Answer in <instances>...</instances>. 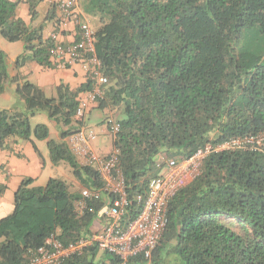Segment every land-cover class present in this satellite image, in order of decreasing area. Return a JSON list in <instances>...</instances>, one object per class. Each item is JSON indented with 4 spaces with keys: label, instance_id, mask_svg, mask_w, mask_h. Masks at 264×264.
<instances>
[{
    "label": "trees",
    "instance_id": "1",
    "mask_svg": "<svg viewBox=\"0 0 264 264\" xmlns=\"http://www.w3.org/2000/svg\"><path fill=\"white\" fill-rule=\"evenodd\" d=\"M21 1L0 0V34L24 43L16 68L53 67L54 41L44 37V24L18 15ZM26 2L33 20L39 1ZM79 3L97 24L95 51L109 80L97 107L122 108L114 149L125 177L127 219L141 211L138 197L167 158L181 161L209 144L264 132V0ZM12 84L25 109H0V148L17 137L38 151L35 140H46L54 165L67 162L81 187L100 191L84 199L82 189L72 190L62 178L45 185L22 180L13 211L0 218V264H28L52 235L66 245L90 237L112 195L97 167L81 163L67 142L80 128L78 98L90 81L76 89L61 83L49 97L21 74L11 76L0 48V94ZM40 111L57 123L58 138L45 123L32 126ZM7 189L0 184V196ZM61 264H264V143L209 154L199 175L170 199L167 228L149 258L140 253L123 263L91 245Z\"/></svg>",
    "mask_w": 264,
    "mask_h": 264
},
{
    "label": "built area",
    "instance_id": "2",
    "mask_svg": "<svg viewBox=\"0 0 264 264\" xmlns=\"http://www.w3.org/2000/svg\"><path fill=\"white\" fill-rule=\"evenodd\" d=\"M79 1L58 0L60 26L74 20L79 25L80 36L72 42H63L59 40L58 32L52 33L54 45L50 53L52 62L59 67L79 65L86 74V80L91 83V88L82 92L78 98L76 118L80 123L98 104L109 80L102 69L101 60L96 55L94 31L87 22L78 17L73 18ZM82 126L69 137L68 142L75 154L97 167L104 182V191L112 195L109 204L101 211L103 227L93 232L90 237L67 245L52 235L44 246L35 251L28 264H61L65 258L81 253L91 245L117 255L123 263L140 253L149 258L167 228L170 199L199 175L206 157L214 151L248 149L264 143L263 132L258 136L231 139L217 146L209 144L181 161L167 160L161 174L151 180L147 194L138 197L143 201L141 211L134 219L129 220L125 177L118 165V150L114 149L108 156L99 155L90 146L96 133ZM108 127L116 135L120 130V123L110 119ZM99 192L84 188L82 195L84 199H89L98 197ZM77 206L84 208L85 200L78 201Z\"/></svg>",
    "mask_w": 264,
    "mask_h": 264
},
{
    "label": "crops",
    "instance_id": "3",
    "mask_svg": "<svg viewBox=\"0 0 264 264\" xmlns=\"http://www.w3.org/2000/svg\"><path fill=\"white\" fill-rule=\"evenodd\" d=\"M38 1H39L38 15L35 19L32 20V17L29 11V5L26 2V0H22L21 3L19 4L18 9H17L18 15L22 17L28 24L30 23L33 25L44 24V37L45 38H49L52 33L58 32L60 34L59 36L60 41L72 42L78 39L80 35H79V25L77 22H74V20H71L61 26L58 24V22H56V20L58 19V0H38ZM53 12L55 13L57 18L55 17V18L49 19L54 14ZM76 17H78L83 22L89 23L91 27L93 26V30L94 31L96 30L97 28L96 22L93 19H91V17L83 11V8L80 3L74 11L73 18H76ZM1 49H4V48H1ZM19 55L18 53H16L12 55L10 58L7 57V62H8L11 76H15L19 73L23 77H26V79H28L29 81L43 88L44 91L46 90L45 89L46 87L56 90V87L59 86L61 83L68 84L72 89H76L86 82V74L79 65H75L73 67H59L57 65H54L53 67H45V66L39 65L36 62H30L20 68H16L15 63ZM31 79H33V81ZM15 87H16L15 84H12L6 89L4 93L0 94V98H1L0 109H4V108H8V109L11 108L13 110H17V109L24 110L25 109L23 100H21L20 98L18 99L17 95L15 94V91H13ZM106 116H107V110H101L97 106H95L87 114L84 120L80 122L81 124L80 127L83 125L82 127H85L87 130L94 131L92 127L102 124V121L105 120ZM105 127L106 128L103 130L104 132L103 138L99 141H96L95 143V146L100 151L99 155L101 156H108L114 150V135L106 134L107 125H105ZM50 131H51L52 137L58 138V136L53 135V130L50 129ZM109 136H111V139H112V147L109 150H105L106 143L108 142ZM96 137H97V133H96ZM68 139H67V142H68ZM91 141H90V146L92 147ZM35 143L37 145L38 151H36L31 141L21 140L19 138H9L7 149H0V157L2 161L11 165L13 168V171L16 170V176L14 178L12 177L11 180L10 178H8L7 180L8 189L6 190L4 195L0 196V215H1L0 218L3 216H6L7 214L13 211L14 206H15V197H14L15 192L17 191L19 185L21 184L22 180L25 177L30 176L32 178H35L36 179L35 184H37V181L39 179L38 177H40V175L43 172L42 170H44V168H46L48 165L52 167L59 166V164L54 165L51 162L50 154L48 152L43 151V149L40 147L38 143V140H35ZM77 157L81 163L87 164V162L83 158H81L78 155ZM16 158L28 160L30 165L32 166V170L30 169L31 166H28V164L20 163V162L18 163L16 161L17 160ZM160 158L161 156L159 157V159ZM17 165L19 167V170L16 168ZM61 168L64 169L65 172L68 171V167L65 165H64V168L60 167L59 170H62ZM11 171L12 170H8V173L10 176H12ZM7 177L8 176L4 174L0 182L2 181L6 182ZM51 177H54V176H51ZM57 178H60V177H57ZM68 179L69 180L67 181L75 185L78 184V182L76 181L73 175L69 176ZM37 185H45V184H37ZM72 190H73V187H72ZM12 195H13V199H12ZM100 213H99L98 218L93 223V226H92L93 232L98 231L99 229L103 227L104 219L100 215Z\"/></svg>",
    "mask_w": 264,
    "mask_h": 264
},
{
    "label": "rangeland",
    "instance_id": "4",
    "mask_svg": "<svg viewBox=\"0 0 264 264\" xmlns=\"http://www.w3.org/2000/svg\"><path fill=\"white\" fill-rule=\"evenodd\" d=\"M91 19H93V18H91ZM92 29H93V26H92ZM0 48H4L5 49V52L7 53V55H8L7 57L8 58H10L12 55H14L16 53H18V55L19 54L21 55L24 52V44H23L22 41L10 42L7 39H5L1 34H0ZM31 80L33 81V79H31ZM45 89H46L45 90V93H46L47 96H49V97L56 96V93L57 92H56L55 89H52V88H49V87H46ZM13 91H15V89ZM15 97H16V95H15ZM18 99H19V97H18ZM0 102H1V98H0ZM122 115H123L122 108H120V107L119 108H112V109L110 108V109L107 110V116H106L105 120L102 121V124H99V125H96L95 127H92L94 129V131L97 133V137H96V139H94V140L91 141V145H92L93 149L98 154H99L100 151L95 146V143H96V141H99V140H101L103 138V136H104L103 130L106 128L105 125H107V132H106V134H108V135H114L110 131V129L108 128V121L111 119L114 122H118V120L122 117ZM38 123H45V124H47L48 127L51 130H53V135L54 136H58L59 135V131H58L59 126L57 125V123H55V122H53V121H51L49 119L47 113L40 111V112H37L34 116L31 117V124H32V126H35ZM103 124H105V125H103ZM12 138H17V137H12ZM21 140H23V139H21ZM38 143H39L40 147L43 149V151L49 153V149H48L47 141L46 140H38ZM7 147H8V145H7ZM7 147L4 148V149H7ZM111 147H112V139H111V136H109L108 137V142L106 143L105 150H109V149H111ZM0 149H2V148H0ZM16 159H17L16 161L18 163L19 162L20 163H25V164H28V166H31L28 160L18 159V158H16ZM169 159H175V158H167L165 160V162L167 160H169ZM64 165L68 167V171L67 172H65L64 169H62V168H61L62 170H59L60 167H63L64 168ZM16 168L19 170L18 165H17ZM30 169L32 170V166H31ZM8 170H12L11 171L12 172V176L9 175ZM42 171H43L42 174L40 175V177H38L39 179L37 181V184H46L47 181L49 180V178L51 176L60 177V178L69 180L68 177L71 176V175H73V174H71L72 173L71 167H70V165L67 162H61L59 164V166H54V167L48 165ZM4 174L7 175L8 177L6 179V182L2 181V182H0V184H7L8 185V182H7L8 178H10V180H11L12 177L14 178L16 176V170L13 171L12 166L9 165L6 162H3L2 159H1V157H0V180H1V178H2V176ZM27 177H30V176H27ZM72 187H73V189L74 188H76V189L77 188L82 189V191L84 189V187H81L79 183L76 184V185L75 184H72ZM12 199H13V195H12ZM78 208L80 210L82 209L80 207H78ZM100 215H101V213H100Z\"/></svg>",
    "mask_w": 264,
    "mask_h": 264
},
{
    "label": "clouds",
    "instance_id": "5",
    "mask_svg": "<svg viewBox=\"0 0 264 264\" xmlns=\"http://www.w3.org/2000/svg\"><path fill=\"white\" fill-rule=\"evenodd\" d=\"M79 5V4H78ZM89 24V23H88ZM91 27V26H90ZM92 28V27H91ZM93 30V29H92ZM94 31V30H93ZM51 37V36H50ZM79 38V37H78ZM56 65V64H55ZM87 81V80H86ZM97 106V105H96Z\"/></svg>",
    "mask_w": 264,
    "mask_h": 264
}]
</instances>
